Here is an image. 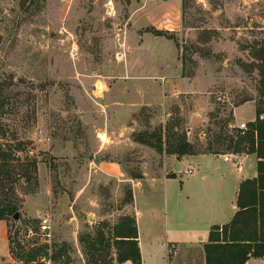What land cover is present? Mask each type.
Listing matches in <instances>:
<instances>
[{
    "label": "rangeland",
    "instance_id": "374dc122",
    "mask_svg": "<svg viewBox=\"0 0 264 264\" xmlns=\"http://www.w3.org/2000/svg\"><path fill=\"white\" fill-rule=\"evenodd\" d=\"M126 3L0 0V85L11 102L3 122L27 148L18 154L37 156L40 183L36 193L18 188L20 210L0 220V254L8 250L9 228L15 248L44 247L49 257L42 255L40 264L119 263L113 227L134 218L124 207L131 200L127 179L141 174L140 159L130 146L117 155L114 132L99 136L104 144L113 139L106 155L94 157V128L106 131L109 118L125 115L113 114L104 102H124L128 110L166 102L141 106L125 125L132 127V140L141 133L163 151L147 147L168 154L178 155L181 137L203 151L224 122L234 135V128L243 129L239 122H251L235 119L234 110L246 102L256 108L260 100L256 53L264 46V0H182L183 29L174 34L178 53L165 48L168 59L158 63L133 50L130 73L122 69L127 60L120 45L126 40ZM182 56L186 72H194L190 77L182 76ZM111 155L131 161L126 182L85 165ZM88 182L95 187L85 188ZM175 253L173 248L172 264H200L197 251ZM2 256L0 264H35Z\"/></svg>",
    "mask_w": 264,
    "mask_h": 264
},
{
    "label": "crops",
    "instance_id": "0c3cea01",
    "mask_svg": "<svg viewBox=\"0 0 264 264\" xmlns=\"http://www.w3.org/2000/svg\"><path fill=\"white\" fill-rule=\"evenodd\" d=\"M126 7V40L120 45L121 48L125 47L122 57L127 60V65L122 69L131 72L129 59L133 50L143 52L141 59H156L158 63L168 59L165 48H171L174 54L178 53L174 39L156 35L153 30L177 34L183 29L182 0H127ZM104 103L113 107V114L124 110L125 115L121 119L115 117L112 119L114 121L109 118L106 131L94 128L93 137L98 141V147H93L91 151L95 158L100 153L106 155L107 146L113 138L104 144L99 136L106 134L111 137L113 132L120 142L117 144L118 156L123 155L129 146L132 150H138L141 174L127 179L131 184V200L124 208L136 220L142 263L172 264L170 252L176 248L175 254L197 251L200 264H206L204 245L208 242L210 231L214 225L230 222L237 212L241 183L258 175L257 157L254 154L231 152H199L178 156L157 151L132 140L133 130L128 124L125 125V119L141 106L165 105L166 102H143L129 110L124 102ZM234 116L237 120L246 117L253 121L256 117L255 102L235 107ZM241 123L246 122H239L238 125ZM111 156L112 159H93L85 165L90 166L91 171L101 173L103 178L114 177L126 182L123 179L125 167L131 161H121L117 159L118 156ZM87 187H95V183L88 182ZM78 197L75 196L74 201ZM6 240L8 250L0 254V258L4 255L10 259L7 229ZM178 258L174 260L177 262ZM118 264L133 263L127 260ZM245 264H264V256L252 257Z\"/></svg>",
    "mask_w": 264,
    "mask_h": 264
},
{
    "label": "trees",
    "instance_id": "16d2710c",
    "mask_svg": "<svg viewBox=\"0 0 264 264\" xmlns=\"http://www.w3.org/2000/svg\"><path fill=\"white\" fill-rule=\"evenodd\" d=\"M153 32L156 35L175 39L174 34L169 32L155 29ZM256 54L260 61L257 67L261 76L256 119L246 123L247 128L244 130L239 127L234 128L235 135L228 134L225 128L229 123L224 122L219 133L214 135V139L208 143V149L203 151H196L194 144L189 142L186 136L181 137L175 150L178 155L199 152L246 153L254 154L258 159V175L241 183L237 212L230 222L214 225L210 231L208 242L204 245L206 264H245L252 257L264 256V46ZM181 60L182 76H192L194 72H186L184 56ZM10 104L5 88L0 85V135L1 139H4L0 141V220H7L20 210L23 200L18 194V188L24 189L25 193H36L40 184L37 156L27 154L24 158L21 157L18 151L28 153L24 142L19 140L3 122V117L8 111L7 106ZM212 116L214 118V114ZM232 119H234L233 114ZM148 139L141 133L135 134L136 141L155 146L163 151L160 144H154ZM158 141L161 143L160 136ZM223 145L226 146L224 149L215 148V146L223 147ZM10 232L8 228L10 253L15 259L40 264L43 256L49 257L43 246L25 250L18 243V249L15 248ZM113 233L117 238V244L121 247L117 257L119 263L131 260L133 264H143L135 218H123L113 227ZM50 258L54 259L53 256Z\"/></svg>",
    "mask_w": 264,
    "mask_h": 264
},
{
    "label": "built area",
    "instance_id": "2783aa9c",
    "mask_svg": "<svg viewBox=\"0 0 264 264\" xmlns=\"http://www.w3.org/2000/svg\"><path fill=\"white\" fill-rule=\"evenodd\" d=\"M240 127L243 128V129H245V127H246V123H241V124H240ZM43 228H46V226H43Z\"/></svg>",
    "mask_w": 264,
    "mask_h": 264
}]
</instances>
